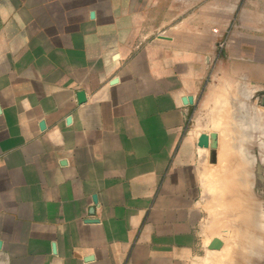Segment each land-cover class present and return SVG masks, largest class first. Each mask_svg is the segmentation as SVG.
I'll use <instances>...</instances> for the list:
<instances>
[{
	"label": "crops",
	"instance_id": "0c3cea01",
	"mask_svg": "<svg viewBox=\"0 0 264 264\" xmlns=\"http://www.w3.org/2000/svg\"><path fill=\"white\" fill-rule=\"evenodd\" d=\"M237 5L0 0V264H193L208 214L204 81L239 77L219 55ZM247 14V61L264 72V0ZM217 115L216 159L229 160L214 184L234 191L239 138Z\"/></svg>",
	"mask_w": 264,
	"mask_h": 264
},
{
	"label": "rangeland",
	"instance_id": "374dc122",
	"mask_svg": "<svg viewBox=\"0 0 264 264\" xmlns=\"http://www.w3.org/2000/svg\"><path fill=\"white\" fill-rule=\"evenodd\" d=\"M247 8L248 0H238L235 13L229 16L224 10L223 18L224 31L219 53L224 60L223 70H232L239 77H208L204 81L206 95L202 102L206 104L204 118L208 123V214L198 237L193 264H264V72L262 64L247 61V28L253 27V15L248 25ZM247 74L251 77L247 78ZM218 87L221 93L217 91ZM220 112L232 119L231 133L238 134L236 138H239L233 143L238 155L233 162L239 167V173L233 177L236 183L238 179L234 191L221 190L220 185L214 184L221 176H215L216 164L225 167L229 160L216 159L215 155L217 128L214 121L218 118L216 113ZM246 129L249 135L255 134L254 150L242 136H245ZM246 155L252 159L246 158ZM253 162L254 180L250 175ZM222 177L224 179L225 175ZM251 188L254 196H251Z\"/></svg>",
	"mask_w": 264,
	"mask_h": 264
},
{
	"label": "water",
	"instance_id": "95a60500",
	"mask_svg": "<svg viewBox=\"0 0 264 264\" xmlns=\"http://www.w3.org/2000/svg\"><path fill=\"white\" fill-rule=\"evenodd\" d=\"M82 96L83 95L81 93L78 95L79 98H82ZM206 145H207V137H206Z\"/></svg>",
	"mask_w": 264,
	"mask_h": 264
},
{
	"label": "bare ground",
	"instance_id": "6f19581e",
	"mask_svg": "<svg viewBox=\"0 0 264 264\" xmlns=\"http://www.w3.org/2000/svg\"><path fill=\"white\" fill-rule=\"evenodd\" d=\"M225 143V142H224ZM222 145H224V144H222ZM222 149V148H221ZM223 150V149H222ZM225 150V149H224ZM224 152V151H223ZM223 186V185H222ZM229 218V217H228ZM234 241V240H233Z\"/></svg>",
	"mask_w": 264,
	"mask_h": 264
}]
</instances>
